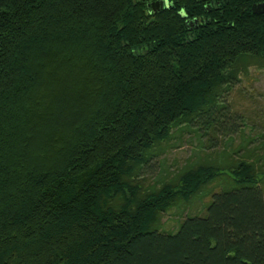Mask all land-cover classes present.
<instances>
[{
	"label": "trees",
	"instance_id": "16d2710c",
	"mask_svg": "<svg viewBox=\"0 0 264 264\" xmlns=\"http://www.w3.org/2000/svg\"><path fill=\"white\" fill-rule=\"evenodd\" d=\"M259 2L0 0V264H264Z\"/></svg>",
	"mask_w": 264,
	"mask_h": 264
},
{
	"label": "rangeland",
	"instance_id": "374dc122",
	"mask_svg": "<svg viewBox=\"0 0 264 264\" xmlns=\"http://www.w3.org/2000/svg\"><path fill=\"white\" fill-rule=\"evenodd\" d=\"M243 79V84L246 85L247 88H249V95H251L250 99H242V107L241 111H243L245 117V123H246V130L248 132H251L253 130V133L255 134V142L257 143L261 137L258 135L260 131L263 130V128L260 125L264 126V68H258V67H252L250 70V75ZM256 121V124H253V121ZM262 122V123H261ZM253 128V129H252ZM252 133V132H251ZM178 135V133L176 134ZM192 137L188 132L184 133V141H181V139L176 138L174 135V147L167 153L165 156L152 158L150 161V164L146 168V172L149 174H155L160 169H162L167 163L175 162L176 160L183 161L186 157L195 154L198 152V148L195 147V143L198 138L191 139ZM236 142L240 141V137H238V134H236ZM190 140H192V144H190ZM194 144V145H193ZM208 197V195L200 194L194 198L191 199L190 203L183 204V207H190L192 208V212H200L202 209L203 212L206 211V206L208 205V201L211 200L208 198L207 202L205 203V198ZM201 213H194L190 215H197V214H203ZM180 213L179 209L177 207H174L166 216V226L168 227H175L171 229L163 228L165 232H175L180 225L181 219H178V214ZM178 224V225H177Z\"/></svg>",
	"mask_w": 264,
	"mask_h": 264
},
{
	"label": "water",
	"instance_id": "95a60500",
	"mask_svg": "<svg viewBox=\"0 0 264 264\" xmlns=\"http://www.w3.org/2000/svg\"><path fill=\"white\" fill-rule=\"evenodd\" d=\"M158 9H161L162 7H164V4H163V0H161V1H158ZM253 11L255 12V13H262V12H264V2H259V3H255V4H253Z\"/></svg>",
	"mask_w": 264,
	"mask_h": 264
},
{
	"label": "flooded vegetation",
	"instance_id": "af4514ba",
	"mask_svg": "<svg viewBox=\"0 0 264 264\" xmlns=\"http://www.w3.org/2000/svg\"><path fill=\"white\" fill-rule=\"evenodd\" d=\"M147 1V4H149L150 5V7H151V9L153 10V9H155V10H157L158 9V1H161V0H146Z\"/></svg>",
	"mask_w": 264,
	"mask_h": 264
},
{
	"label": "clouds",
	"instance_id": "9594fccd",
	"mask_svg": "<svg viewBox=\"0 0 264 264\" xmlns=\"http://www.w3.org/2000/svg\"><path fill=\"white\" fill-rule=\"evenodd\" d=\"M163 4H164L165 8H169V7L172 6L171 0H163ZM180 14L181 15H186V12L183 9H181L180 10Z\"/></svg>",
	"mask_w": 264,
	"mask_h": 264
}]
</instances>
